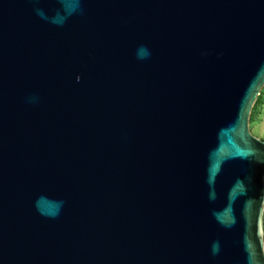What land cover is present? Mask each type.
<instances>
[{
	"label": "water",
	"instance_id": "water-1",
	"mask_svg": "<svg viewBox=\"0 0 264 264\" xmlns=\"http://www.w3.org/2000/svg\"><path fill=\"white\" fill-rule=\"evenodd\" d=\"M264 0H0V264H264Z\"/></svg>",
	"mask_w": 264,
	"mask_h": 264
},
{
	"label": "rangeland",
	"instance_id": "rangeland-1",
	"mask_svg": "<svg viewBox=\"0 0 264 264\" xmlns=\"http://www.w3.org/2000/svg\"><path fill=\"white\" fill-rule=\"evenodd\" d=\"M250 128L255 135L264 139V86L252 109Z\"/></svg>",
	"mask_w": 264,
	"mask_h": 264
}]
</instances>
